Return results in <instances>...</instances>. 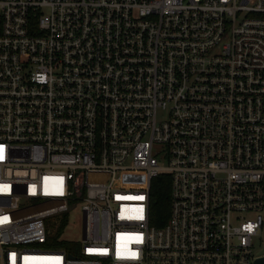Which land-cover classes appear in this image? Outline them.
Segmentation results:
<instances>
[{
    "label": "built area",
    "instance_id": "obj_1",
    "mask_svg": "<svg viewBox=\"0 0 264 264\" xmlns=\"http://www.w3.org/2000/svg\"><path fill=\"white\" fill-rule=\"evenodd\" d=\"M0 149V264H256L264 0H0Z\"/></svg>",
    "mask_w": 264,
    "mask_h": 264
},
{
    "label": "trees",
    "instance_id": "obj_2",
    "mask_svg": "<svg viewBox=\"0 0 264 264\" xmlns=\"http://www.w3.org/2000/svg\"><path fill=\"white\" fill-rule=\"evenodd\" d=\"M171 213V180L168 174H163L153 181L151 189V225L163 227L169 220ZM66 242L54 237L48 247L53 249L67 248Z\"/></svg>",
    "mask_w": 264,
    "mask_h": 264
},
{
    "label": "rangeland",
    "instance_id": "obj_3",
    "mask_svg": "<svg viewBox=\"0 0 264 264\" xmlns=\"http://www.w3.org/2000/svg\"><path fill=\"white\" fill-rule=\"evenodd\" d=\"M142 182L143 180L140 179V176H137L133 180L129 181V183H132V184H140ZM81 225H82V221H80V219L75 220L74 216L72 215L71 221L68 225V229L65 230L61 238L67 239L68 241H72V242H80L82 240V226Z\"/></svg>",
    "mask_w": 264,
    "mask_h": 264
},
{
    "label": "snow or ice",
    "instance_id": "obj_4",
    "mask_svg": "<svg viewBox=\"0 0 264 264\" xmlns=\"http://www.w3.org/2000/svg\"><path fill=\"white\" fill-rule=\"evenodd\" d=\"M2 158H3V150L0 149V159H2ZM141 218H142V217H141ZM134 239L136 240L137 243H139V242L142 241V237H135ZM132 255L135 256L136 253H132Z\"/></svg>",
    "mask_w": 264,
    "mask_h": 264
},
{
    "label": "water",
    "instance_id": "obj_5",
    "mask_svg": "<svg viewBox=\"0 0 264 264\" xmlns=\"http://www.w3.org/2000/svg\"><path fill=\"white\" fill-rule=\"evenodd\" d=\"M256 264H264V259H263V260H260V261H258Z\"/></svg>",
    "mask_w": 264,
    "mask_h": 264
}]
</instances>
